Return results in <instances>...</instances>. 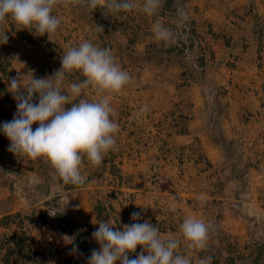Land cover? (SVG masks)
Returning a JSON list of instances; mask_svg holds the SVG:
<instances>
[{"label":"rangeland","instance_id":"374dc122","mask_svg":"<svg viewBox=\"0 0 264 264\" xmlns=\"http://www.w3.org/2000/svg\"><path fill=\"white\" fill-rule=\"evenodd\" d=\"M143 2L120 13L58 5L61 25L50 37L10 19L0 25L8 35L0 45V124L16 112L8 78L51 75L83 41L110 48L131 76L109 97L118 150L99 167L85 159L80 188L67 190L46 158L14 155L0 133V264L80 262L85 246L75 241L80 254H71L65 237L80 232L98 249V223L131 224L133 212L164 239L180 240L176 251L192 264L209 256L211 264H264V0H163L153 16ZM155 22L174 31V43L155 39ZM83 79L66 74L64 91ZM84 94L101 97L94 87ZM190 216L212 226L205 250L187 249L180 224Z\"/></svg>","mask_w":264,"mask_h":264},{"label":"clouds","instance_id":"9594fccd","mask_svg":"<svg viewBox=\"0 0 264 264\" xmlns=\"http://www.w3.org/2000/svg\"><path fill=\"white\" fill-rule=\"evenodd\" d=\"M87 5L95 11L103 8L110 13L128 12L135 8L134 0H0V25L12 20L22 30H34L39 36L55 35L61 18L53 14L61 4ZM163 6V0H144L143 11L153 16ZM180 22L187 14L177 6ZM97 30H103L97 26ZM152 31L157 41L174 43L175 33L169 27L155 22ZM30 32V31H29ZM8 43L7 32L0 31V45ZM61 67L51 75L32 76L17 72L8 78L7 89L16 102V112L10 121L0 124L2 133L10 142L9 151L35 160L46 158L65 185L84 186L82 174L85 159L99 167L110 151H117L119 124L113 118L114 109L109 97L119 93L130 83V74L116 61L110 48L98 47L83 41L70 47L60 57ZM82 73L84 79L71 83L67 91L63 85L66 74ZM94 87L101 94L99 100L90 101L84 89ZM70 107H67L69 106ZM38 125L33 129V125ZM50 216L57 213L48 210ZM133 223L114 226L100 222L91 234L99 245L92 249L87 264H192L191 255H181L176 250L181 241L164 239L157 224L142 220L140 212L131 214ZM212 226L202 219L187 217L180 231L187 249L205 250ZM72 245L71 254H80L74 237H65ZM142 251L136 254L137 247ZM132 254H136L133 258ZM198 264H211V257L201 258Z\"/></svg>","mask_w":264,"mask_h":264},{"label":"trees","instance_id":"16d2710c","mask_svg":"<svg viewBox=\"0 0 264 264\" xmlns=\"http://www.w3.org/2000/svg\"><path fill=\"white\" fill-rule=\"evenodd\" d=\"M65 187L67 190H69V189H74V188H80L81 186L66 185ZM96 212L98 213V217H100L101 207L96 208ZM73 232H75V231L72 230L71 233L73 234ZM74 237L76 238L75 239L76 242L81 240L82 244L85 246V249L83 250L82 260L80 262H74V261L68 260V264H87V258L91 254L92 247H91L90 243H88V241L83 240V236L81 235L80 232L74 233Z\"/></svg>","mask_w":264,"mask_h":264}]
</instances>
